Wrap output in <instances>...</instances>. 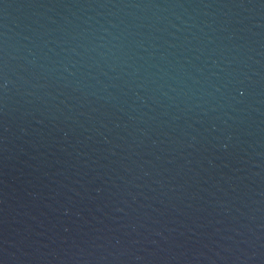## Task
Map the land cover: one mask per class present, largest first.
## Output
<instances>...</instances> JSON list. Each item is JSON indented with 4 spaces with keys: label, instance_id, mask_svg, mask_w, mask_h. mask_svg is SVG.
<instances>
[{
    "label": "water",
    "instance_id": "95a60500",
    "mask_svg": "<svg viewBox=\"0 0 264 264\" xmlns=\"http://www.w3.org/2000/svg\"><path fill=\"white\" fill-rule=\"evenodd\" d=\"M0 264H264V0H0Z\"/></svg>",
    "mask_w": 264,
    "mask_h": 264
}]
</instances>
